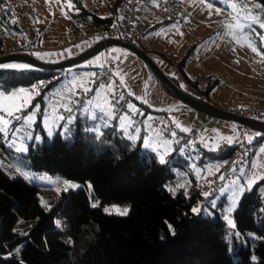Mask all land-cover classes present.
<instances>
[{"label":"trees","instance_id":"16d2710c","mask_svg":"<svg viewBox=\"0 0 264 264\" xmlns=\"http://www.w3.org/2000/svg\"><path fill=\"white\" fill-rule=\"evenodd\" d=\"M257 1L264 4V0ZM122 2L73 0L78 11L69 12L65 7V12L74 24L101 30L117 21ZM97 5L105 14L89 8ZM170 20L166 17V21ZM16 34L23 38L22 42L27 41L15 7L10 0H0V56L8 54L7 48L10 42H16ZM28 44L33 45L30 41ZM18 46L21 51L16 52L33 54L34 49L31 51L28 45ZM260 50L264 52V48ZM189 54L190 49L176 65L179 74L190 83L184 72ZM0 64L31 66L0 68V89L6 92L37 83L42 85L40 94L48 93L60 80H49L58 69H41L22 61ZM46 80L49 81L43 84ZM216 82L213 79L207 83L203 89L205 97ZM132 101L139 103L134 97ZM140 107L149 108L142 104ZM183 109L192 108L183 104ZM97 122L99 138L95 131L88 130ZM117 123L118 118H114L110 127H103L99 120L74 114L69 135L64 134L65 123H60L52 138L43 136L40 142L28 145L22 154L32 169L84 184L75 190L61 191L50 209L41 204L39 186L20 177L11 179L0 169V264H264V180L245 191L234 210L236 228L247 240V244L235 243V239L227 238L222 205L210 207L209 213L191 211L204 200L191 166L197 153L201 154L197 163L203 162L200 143L195 141L187 150L174 142L168 163L161 165L156 154L144 149L140 140L133 146L123 138ZM36 124L42 129L39 121ZM0 147V152L10 151L2 138ZM231 166L224 169L230 171ZM178 184L185 188H179L173 196L167 189ZM94 202L97 207L92 206ZM110 203L128 205V214L105 213L103 207ZM58 218L65 221V226H56ZM18 247L19 254L9 255Z\"/></svg>","mask_w":264,"mask_h":264},{"label":"rangeland","instance_id":"374dc122","mask_svg":"<svg viewBox=\"0 0 264 264\" xmlns=\"http://www.w3.org/2000/svg\"><path fill=\"white\" fill-rule=\"evenodd\" d=\"M10 1L13 8L15 7V10L18 13L27 40L26 42H22L23 38L16 34L13 38L16 42H10V45H28L31 49H34L32 55L40 61L53 63L67 59L79 54L82 50L93 45L96 41L102 40L97 35L100 29L87 24H74L71 19L65 18V15L61 13L60 4L58 3H46V0ZM87 1L93 3L94 0ZM63 2L64 0H61V3ZM187 2L189 8L187 7L185 10L188 14L187 21L190 22V25L188 22L189 26L182 25V21L180 20L181 17L168 24L161 23L156 28H149L146 33L139 35L140 40H146L150 48L153 46L159 47L161 43H171V49L168 53H164L163 55L158 54V57L164 59L163 63L157 62V59L152 57L154 58V62L162 69L172 83L182 91L190 92L198 97L199 100L207 101L219 109L245 116L242 112L243 109L264 106V61H262L261 57L253 53L249 48L246 46L242 47L240 43L236 42L224 27V24L230 22V18L226 14L216 15L214 12L209 15L206 3L212 2L214 6L221 8H224L225 6L220 3V0H205V3H201V0H188ZM151 4L146 2L142 3V5L145 6H151ZM88 5L93 6V4ZM89 8L105 14V10L102 9V6L100 5ZM157 8L159 9V6H157ZM153 11L155 13L154 19L157 18L158 20L161 17L163 18L156 9ZM150 13V10L146 11L143 14V18L148 20L147 17L150 16ZM222 21L223 24L221 23ZM184 29H187L186 33H183ZM257 31L264 34V30L257 28ZM28 41L33 45H29ZM253 42L257 47H260L258 37H253ZM133 44H137V47H139L138 40H135ZM113 49H117V51L113 52ZM189 49H192V52L186 61L185 72L188 76L187 78L191 80L190 83L186 78L179 74L176 65L180 58H182ZM173 50L176 53L171 54ZM147 55L151 57L149 54ZM97 57H100L99 61H97ZM104 59H109L115 63L117 66L116 72H120L121 74H119V76H123L125 81L123 87L126 92L122 93L124 97L131 92V96L136 98L139 103L135 102L134 104V101L131 102L127 97L128 102L135 105L142 114L147 110V113L140 119L138 115L132 117L136 122V127L141 129L139 133L140 139L138 140L142 142V147L143 138L148 135V132L145 131L148 125H152L155 129L161 131V139H168L164 135L165 133L162 129L164 126H160L162 124L171 125L173 130L177 128L176 123L180 124V130L182 128L196 130L194 138L195 141L200 143V148L203 151V162L201 165L197 163V158L201 155L197 153L193 156L194 159L191 161V166L196 175L199 173L197 179L202 193L210 191L209 184L207 183L208 181H212L211 188L215 189L221 184L239 177L240 174L239 171H237L233 177L228 178L227 174L229 171L224 169L230 167V165H232L231 167L233 168V162H237V159H239V152L243 153L241 166L246 172L264 171V167L253 168V164L264 166V154L259 152V149L264 147V137H262L263 134L261 132L234 121L208 116L194 109L185 111L186 109H183V103L165 89L163 82L152 72L141 58L128 49L117 45L103 48L90 58L73 66L58 69L57 74L49 79L54 80L58 77V80H60L56 83V86L49 90L48 93L40 94L42 97L32 101V106L22 113V115H26L35 110V105H39L36 121L30 129L33 137L37 135L40 136V141L43 136L52 138L56 130L59 128V124L66 123V121H56L53 123V117L57 115L68 117L72 114H66V111L60 107L61 104L68 102V99L71 96L70 92L65 87L66 85L71 87L73 81L76 84L75 91L77 95L71 98L83 101L90 97V93H88L87 96H85V94H80L83 92L79 85L90 87L94 69L96 66L101 67L100 65H103ZM164 62L168 63L170 66L174 65L176 71H169L168 67L170 66L166 65ZM213 79H217V82L212 88L210 94L205 97L203 89L206 87L207 83L211 82ZM49 80L44 81L43 84L47 83ZM34 85L39 86L40 84L37 85L36 83ZM34 85L20 88L31 90ZM17 89L19 88L13 90ZM0 91L4 90L0 89ZM82 95L84 99L81 98ZM259 100L262 103H259ZM145 101L147 102L145 103ZM140 104L146 107L149 106V108L146 109L140 107ZM180 110H184L187 113L184 114L185 112H181ZM181 116H183V118ZM153 119L157 120V125H153ZM252 119L264 121L263 119ZM37 121H39L42 129H38V124H36ZM49 124H51L53 129V134L51 136L48 135ZM119 124L120 122L118 120V127ZM129 131L131 132L132 129H129ZM257 133H259V135H257ZM246 135L252 137V142L250 144L245 138ZM202 137L204 141L209 143V147H204L201 141ZM220 137H231L234 142L229 145L224 140L220 139ZM40 141H35V139L26 140L25 147L28 150V145L30 143L35 144ZM241 143L246 144V146L240 150L239 144L243 145ZM4 144H6L7 149H10V151L7 150L0 152V163L7 166L2 168V170L9 176L15 175V167H20L24 171L30 172L36 177V179L31 182L24 180L39 186L37 194L40 197V200L42 198L47 204L50 205L53 203L58 194L63 191L62 189L64 185L56 183L58 180H66L69 183L78 185V187L84 186L81 182L65 179L59 174H50L45 171L32 169L28 164V160L25 159L22 154L27 150L17 152L15 149L10 148L7 143L4 142ZM173 144L174 143L171 145L172 149ZM213 144H218L220 147L217 150L212 151L210 150V147ZM0 149L2 148L0 147ZM244 149L245 151H242ZM227 152H230V155L228 154L225 156ZM182 153H184V151ZM216 166H220L218 172L215 170ZM209 170L214 172L215 175H208ZM221 174L225 175V181L219 180ZM49 181H52V183H49ZM240 183H244V178H240ZM58 188L61 189V191L58 192L56 190ZM213 198H216L217 200L216 206L222 205L221 210L227 226V238L229 240L235 239V243L237 242L238 244H247L246 236L239 232L234 222L233 213L236 207L230 213L227 211L230 204V195L226 193L221 196L219 193H214L213 196H210L208 199L211 200ZM113 206L121 209L124 207L129 208L128 205L117 203L106 204L103 208L111 209ZM197 206L206 208L207 211L205 212L207 213H209V209L212 207L205 198L194 207ZM225 216L228 217V220L225 219ZM229 220L232 222L231 225L229 224ZM56 221H59L61 226H65V221L63 219L58 218ZM248 235H251V232H249Z\"/></svg>","mask_w":264,"mask_h":264},{"label":"snow or ice","instance_id":"6c2138e0","mask_svg":"<svg viewBox=\"0 0 264 264\" xmlns=\"http://www.w3.org/2000/svg\"><path fill=\"white\" fill-rule=\"evenodd\" d=\"M55 2L60 4V11L65 18H68L67 13L64 11L65 7H67L68 11H78L76 9L73 0H64L61 3V0H46V3ZM201 3H205V0H201ZM220 3L225 7H216L212 2L206 3V8L209 10V15L213 12L216 15H227L230 18V22L224 24L225 29L228 34L231 35L236 42L240 43L242 47L249 48L253 53L257 56L261 57V60L264 61V52H261L260 48H264V34L257 31V28L260 30H264V4L257 2V0H220ZM227 10V11H226ZM13 23L16 21L13 20ZM41 22V21H37ZM223 24V21L221 22ZM115 26V25H114ZM178 30V29H177ZM182 34V33H181ZM253 37H258L260 41V47H257L253 42ZM113 52L117 51V49H113ZM39 55V54H37ZM100 60V57H97V61ZM103 67V65H100ZM31 66L27 64H0V68H9V69H29ZM110 75H119L118 73H111ZM93 77L99 78V74L93 73ZM120 86L125 85V81L123 76H120L119 79ZM42 86V85H41ZM41 86H33L31 90L26 88H19L17 90H13L11 92L0 91V138L3 139L5 143L10 148L15 149L17 152L26 151L25 141L33 140L40 141V136H35L30 132V129L36 121L37 112L39 111V105H35V110L29 112L26 115H22L24 111L32 105V101L35 96H39V87ZM70 92L71 96L68 99V103L61 104L60 107L68 112L72 113L73 108L71 105L81 104L82 112L87 116V118L96 121L99 120L103 127H110L111 121L114 118H118L120 121L119 131L122 132L123 138L132 142V145L135 146L136 141L140 139L139 133L141 129L136 127V122L132 118L136 115H141L142 113L133 105L131 102L126 103L127 111L123 114H119L123 111V107L121 106V102L124 101V95L121 93L117 95L116 89L112 82L108 83H99L95 90L89 87H85L84 85H79L82 92L87 96L88 93L94 91V95L86 98L83 101L78 99H74L71 97H75L77 95L75 91L76 84L73 81L72 86H65ZM132 95L131 92L128 93ZM59 95V94H58ZM147 101H145L146 103ZM97 112L100 115H97ZM56 121H66L64 125V134L65 136L70 134L69 125L73 122V116L69 115L65 117L63 115H57L53 117V123ZM177 128H181L179 123H176ZM129 129H132L130 132ZM89 131H95L98 134L100 133V124H97L94 128L88 129ZM184 132L190 131L187 128L181 129ZM148 132L143 138V147L146 150H149L151 153H155L158 159V162L161 165L168 163L167 158L171 155L173 149L171 147L172 143H178V141H173L169 139H161L162 133L160 130L155 129L152 125H148L145 129ZM53 134V129L51 124L48 126V135L51 136ZM172 137L176 136L175 132L170 133ZM259 135V133H257ZM248 143L252 142V137L250 135H246ZM220 139L224 140L227 144L231 145L234 140L231 137H220ZM201 141L204 147H209V143L201 138ZM220 147L218 144H213L210 147V150L215 151ZM181 152L184 151L183 148L180 149ZM261 154H264V147L259 149ZM234 164L239 163L233 162ZM7 167L3 163H0V169ZM220 166H216V172L219 171ZM264 166L253 164V168H262ZM231 172H236L237 169L233 167L230 169ZM15 175H11V179H15L17 176L22 177L27 181H32L36 179L30 172L24 171L20 167L14 168ZM239 177L227 181L224 184H221L218 188L212 189L211 184L212 181H208L210 191L203 192L202 195L208 203L212 206V208L216 207L217 200L213 198L209 200L210 196H213L214 193H219L221 196L226 193L230 195V204L227 211L230 213L237 206L240 198L243 196L245 191H251L253 186L257 184L258 181L264 180V171H252L248 173L244 168L239 169ZM199 176V173H197ZM208 175H215L214 172L209 170ZM240 178H244V183H240ZM220 181H225L226 177L224 174L219 176ZM52 183V181H49ZM58 184H63V191H68L70 189H75L78 187L76 184L69 183L68 181H56ZM91 185H89V188ZM179 188H185L184 184H178L175 187H169L167 190L172 193L173 196L176 195V192ZM58 192L61 189H56ZM185 194H187L185 190ZM41 204L45 209H50V205L47 204L41 198ZM93 207H97L98 204L94 203ZM105 213L112 215H127L129 212L128 207L119 208L113 206L111 209L105 208ZM192 213L199 214L201 211H207L206 208H201L200 206L194 207L191 209ZM225 219L228 220V217L225 216ZM56 226L59 228L60 222L56 221ZM231 220H229V224L231 225ZM169 230L172 231L171 225H169ZM13 231H17L14 229ZM21 235L27 236L28 233H20ZM174 234V232H173ZM22 247V246H21ZM20 247L14 250V253H9V255L19 254ZM255 259V258H253Z\"/></svg>","mask_w":264,"mask_h":264},{"label":"built area","instance_id":"2783aa9c","mask_svg":"<svg viewBox=\"0 0 264 264\" xmlns=\"http://www.w3.org/2000/svg\"><path fill=\"white\" fill-rule=\"evenodd\" d=\"M147 0H123V2L118 7V16L117 21L113 24H111L109 27L99 30L97 35L104 41H106L110 37L118 38L122 41L131 42L134 43L135 40H137L138 35V29L136 27V11L139 7V5ZM157 6H159V9L166 15L167 18L174 19L179 14V8H180V0H156ZM182 23L185 25L187 24L183 17H182ZM115 25V26H114ZM32 51V49H30ZM8 53H15L16 51H21L18 45H11L9 48H7ZM115 69V63L110 61L109 59H104L103 67L101 69L96 70L94 73L99 74V78L93 77L91 78V86L93 88H96L99 83H108L113 82L114 87L116 89L117 95L121 94L118 92V85L113 80V75H110L113 73V70ZM128 102V98L124 97V101L121 102V106L123 107V111L119 114H123L127 111L126 109V103ZM243 114L246 117L250 118H256V119H263L264 120V106L262 107H248L243 109ZM156 122V123H155ZM153 125H157V120H152ZM161 127L164 126L163 131L164 135L168 139H175L180 140L186 143L188 139L194 138L196 134L195 129H189L190 131L184 132L182 130H178L175 132L172 129L171 125H160ZM175 132L176 136L172 137L170 133ZM243 145L239 144L240 150L243 149L246 144L241 143ZM189 149V148H188ZM243 151V150H242ZM243 153L239 152V159L236 164H233V167L239 171L240 168H242V158ZM236 162V161H235ZM236 172L229 171L227 174L228 178H231Z\"/></svg>","mask_w":264,"mask_h":264},{"label":"water","instance_id":"95a60500","mask_svg":"<svg viewBox=\"0 0 264 264\" xmlns=\"http://www.w3.org/2000/svg\"><path fill=\"white\" fill-rule=\"evenodd\" d=\"M111 45H117L126 48L129 51H131L133 54L141 58L152 70V72L163 82L165 89L170 93H172L183 104L189 106L190 108L196 111L204 113L208 116L220 118L223 120L234 121L264 134V121H258L249 117H245L239 114L225 111L223 109H219L218 107L210 104L207 101L196 99L193 96L185 93L180 88H178L174 83H172V81L168 78V76L154 62V60L151 57H149L143 50L137 47V45L130 42L122 41L118 38L110 37L106 41L98 40L87 50L75 56L53 63H48V62L46 63L40 61L32 54L23 53V52L8 53L6 55L0 56V63L8 62V61H22L34 65L36 67H39L41 69L57 70L68 66H73L85 59L90 58L91 56H93L103 48H106Z\"/></svg>","mask_w":264,"mask_h":264},{"label":"crops","instance_id":"0c3cea01","mask_svg":"<svg viewBox=\"0 0 264 264\" xmlns=\"http://www.w3.org/2000/svg\"><path fill=\"white\" fill-rule=\"evenodd\" d=\"M188 0H180V8H179V14L174 18V19H172V20H170V21H166V15L160 10V9H158L157 8V1L156 0H147V1H145L146 3H150L151 4V2H152V4H151V6L149 5V6H145V5H142V3L139 5V7H138V9H137V11H136V17H137V20H136V27H137V29H138V35H137V40H138V46L139 47H141L142 48V50L144 51V52H146L147 54H149L150 56H151V58L152 57H155V59H157V62H159V63H163V61H164V59H162V58H160V57H158V54L159 55H163L164 53H168L169 51H170V49H171V43L169 42V43H167V44H160L159 45V47H155V46H153V47H151L150 48V46L147 44V41L146 40H140V38H139V35H142V34H144V33H146V31L149 29V28H156V27H158L161 23H163V24H168V23H170L171 21H174L175 19H180L181 17H183V19H184V21L187 23V24H183L182 22V25L183 26H189L190 25V22L189 21H187L188 19H187V16H188V14H187V12H186V10L185 9H187V7L189 6L188 5V2H187ZM154 2V3H153ZM189 8V7H188ZM154 9H156L157 10V12L160 14V15H162L163 16V18L161 17L160 19H158L157 20V18L156 19H154V17H155V13H154V11L153 10ZM150 10V16H148L147 18H148V20L147 19H145V18H143V14L146 12V11H149ZM185 16V17H184ZM178 17V18H177ZM181 21H182V18L180 19ZM179 20V21H180ZM188 22H189V25H188ZM176 25V24H175ZM186 31H187V29L185 30L184 29V32L183 33H186ZM13 42V41H12ZM14 45H18V44H14ZM137 45V44H136ZM140 48V49H141ZM174 49V48H173ZM192 52V50H190V53ZM173 53H176V52H174V50L171 52V54H173ZM190 55V54H189ZM164 57V56H163ZM152 59H154V58H152ZM188 59V58H187ZM187 61V60H186ZM165 63V62H164ZM166 65H168V66H170L168 63H165ZM99 65V64H98ZM185 65H186V62H185V64H184V72H185ZM117 66L115 65V69L113 70V73H118V72H116V68ZM102 67H99V66H96L95 67V69H94V72L96 71V70H98V69H101ZM168 69H169V71L170 70H174V71H176V69H175V67H174V65H171L170 67H168ZM118 74H121L120 72L118 73ZM185 74H186V72H185ZM187 76V75H186ZM188 77V76H187ZM92 78V77H91ZM119 79H120V76L119 75H113V80H114V82L118 85V92L119 93H126L125 91H124V87L123 86H120V83H119ZM113 83V82H112ZM89 88H92L93 90H95L96 88H93L91 85H90V87ZM163 90V89H162ZM80 94H84V93H80ZM94 95V91L93 92H90V94H89V96L91 97V96H93ZM242 95V94H241ZM243 96V95H242ZM126 98L128 97L130 100H131V102H133L132 101V96L131 95H126L125 96ZM245 97V96H244ZM82 99H84V97H83V95H82V97H81ZM256 99V98H255ZM85 100V99H84ZM259 103L261 102L260 100L258 101ZM66 103H68V102H66ZM134 104H135V102H133ZM262 103V102H261ZM72 108H73V112H72V116L74 117V114H78L79 116H81V117H85V118H87V116L82 112V106L81 105H79V104H77V105H74V106H72ZM167 108V107H166ZM163 109H165V108H163ZM162 109V110H163ZM161 110V111H162ZM140 113H141V111H139ZM146 113H147V111H146ZM146 113H144V114H146ZM187 113V112H186ZM186 113H184V114H186ZM66 114H68V112H66ZM144 114H141V115H138V117H139V119L140 118H142L143 116H144ZM183 114V115H184ZM97 115H100V113H97ZM146 116V115H145ZM182 118H183V116H181ZM87 119H89V118H87ZM91 120V119H90ZM120 122V121H119ZM97 124H99V122H97L96 123V125ZM175 130V132H177L178 130H180L179 128H176V129H174ZM194 139V140H193ZM169 140H173V141H178V143H181V146H183L184 148H186L187 150H190V148H191V145H192V143L193 142H195V138H191V139H188L187 141H186V143H184L183 141H180V140H175V139H169ZM173 146H174V144H173ZM189 148V149H188ZM243 151H245V149L243 150Z\"/></svg>","mask_w":264,"mask_h":264}]
</instances>
